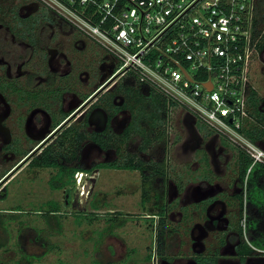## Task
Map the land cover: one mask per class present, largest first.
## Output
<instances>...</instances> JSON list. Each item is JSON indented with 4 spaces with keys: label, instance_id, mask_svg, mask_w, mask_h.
<instances>
[{
    "label": "flooded vegetation",
    "instance_id": "1",
    "mask_svg": "<svg viewBox=\"0 0 264 264\" xmlns=\"http://www.w3.org/2000/svg\"><path fill=\"white\" fill-rule=\"evenodd\" d=\"M18 1L23 3L17 11L0 2V157L7 162L21 159L10 170L3 172L0 185L5 187L7 179L21 166H26L33 171L50 170L47 180L50 189L49 181L56 176L57 167H34L32 164L49 146L58 151L57 140L62 132L71 129L80 140L75 147L63 148L69 158L75 154L74 160L83 169L74 176L75 181L80 174L100 170L94 168L97 164L113 163L126 149V145L122 146L121 139H118L114 148L102 150L90 141L91 135L101 134L104 138L109 133L117 136L128 127L131 119L124 125L116 126L119 116L129 112L121 108L123 100L119 96L112 101L115 106L107 107L104 95L115 89L119 77L110 79L109 75L105 79L106 72L112 74L114 66L102 49L37 3ZM256 4L263 29L248 95L250 119L244 123L243 134L259 152L258 159L252 152L243 151L230 143L236 161L232 168L228 164L223 170H228L229 176L232 174L226 177L229 178V186L224 188L215 180L219 177L213 174L203 156L206 175L201 182L204 185L197 186L193 191V198L198 201L192 204L194 210L203 213V218L191 226L188 247H178L186 253L180 255L165 254L166 241L175 234L166 223L169 215L167 185L161 201H155L151 196L150 202L142 205L140 195L142 213L145 214L144 208L152 203L147 217H142L152 222L154 230L152 256H148V264H264V250L252 244L255 237L264 234V176L256 178L254 174L257 165L264 166V136L261 140H251L256 133L264 131V99L254 87L257 69L261 71L264 67V0H256ZM111 82L116 83L107 89ZM92 84L95 88L90 92ZM252 92L256 97L254 106L250 103ZM96 117L104 119L101 126H94ZM211 134L210 131L206 133L207 136ZM32 143V148L25 151L24 147ZM87 146L96 148L105 157L112 152L115 158L93 162L87 169L83 164ZM239 151L251 160L243 180ZM4 195H0L1 200H5Z\"/></svg>",
    "mask_w": 264,
    "mask_h": 264
},
{
    "label": "rangeland",
    "instance_id": "2",
    "mask_svg": "<svg viewBox=\"0 0 264 264\" xmlns=\"http://www.w3.org/2000/svg\"><path fill=\"white\" fill-rule=\"evenodd\" d=\"M0 2L9 4L16 11L23 3L18 0ZM110 73L106 72L105 79ZM115 83L111 82L107 89ZM254 87L264 99V67L261 71L257 69ZM94 88L95 84H92L90 92ZM101 118H95L94 126H101ZM128 119H131L129 112L123 113L116 120V126L124 125ZM208 132L183 108L169 111L166 144L169 215L166 223L175 234L166 241L167 256L186 253L181 248L183 245L188 247L189 230L203 218V213L192 207L198 201L194 200L193 191L204 185L201 182L206 175L203 156L213 174L219 177L215 180L224 188L229 186L226 177L232 174L229 176L228 170H223L228 164L233 167L236 154L228 141L224 140L226 144L213 134L207 136ZM33 145L27 144L25 151ZM140 145V137L135 136L126 148L130 154L137 153L141 158L157 160L161 157L159 147L143 156L138 152ZM114 158L112 152L105 157L96 148L87 146L83 164L88 169L93 162ZM20 159L7 162L0 157V178ZM50 173V170L33 171L21 166L7 179L5 187L0 185V195L5 193V200L0 199V264H148L154 230L152 222L143 218L151 211L152 203L147 204L145 214L142 213L141 180L137 172L94 170L78 175L72 184L59 191L48 188ZM49 201L56 202L59 211L46 217L43 214L50 208L46 205Z\"/></svg>",
    "mask_w": 264,
    "mask_h": 264
},
{
    "label": "built area",
    "instance_id": "3",
    "mask_svg": "<svg viewBox=\"0 0 264 264\" xmlns=\"http://www.w3.org/2000/svg\"><path fill=\"white\" fill-rule=\"evenodd\" d=\"M97 44L111 78L133 76L218 138L246 141L262 23L256 0H31Z\"/></svg>",
    "mask_w": 264,
    "mask_h": 264
},
{
    "label": "trees",
    "instance_id": "4",
    "mask_svg": "<svg viewBox=\"0 0 264 264\" xmlns=\"http://www.w3.org/2000/svg\"><path fill=\"white\" fill-rule=\"evenodd\" d=\"M116 84L117 86L113 91L107 92L104 95L107 107L112 108L114 105H112L113 99L119 96L123 100L121 108L131 113V121L128 127L117 136L108 133L103 138L101 134H92L90 141L102 150H107L114 148L118 139H121L122 146L126 145L128 147L134 137L139 136L141 137L142 144L138 147L140 154L144 156L154 147H159L161 148L162 155L157 160L145 159L141 158L137 153L130 154L126 148L121 155L119 154L120 158L116 159L113 163H100L95 165L94 168L138 171L141 180V204L144 205L150 202L152 198L155 201H161L163 200L168 182L166 144L168 138L169 107L161 95L147 85L137 81L133 76L119 79ZM255 100V93L252 92L250 103L253 106L255 105ZM71 131V129H67L60 134L57 140L58 151L49 146L42 151L41 156L36 158L32 164L34 167H57L56 176L49 181V187L52 190H61L69 186L74 182V176L77 173L83 172L82 167L74 160L75 154L69 158V155L63 152V148L75 147L77 146V142L80 141L79 137L75 134L76 132ZM70 132L73 137H71V134L68 135ZM263 136L264 131H261L256 133L255 137L252 136L251 140H261ZM239 153L241 179L243 180L246 170L251 164V160L243 152L239 151ZM254 174L256 178H259L262 174L264 176V166L257 165ZM151 196L153 197L151 198ZM48 204L50 208H48L46 214H43L46 217L50 216L51 212L59 211V205L56 202L50 201L46 205ZM258 236L252 240V244L258 249L264 250V234H259ZM157 242L160 244L159 238ZM249 251H251L250 248Z\"/></svg>",
    "mask_w": 264,
    "mask_h": 264
},
{
    "label": "water",
    "instance_id": "5",
    "mask_svg": "<svg viewBox=\"0 0 264 264\" xmlns=\"http://www.w3.org/2000/svg\"><path fill=\"white\" fill-rule=\"evenodd\" d=\"M111 74V73H110ZM103 122H104V119H103Z\"/></svg>",
    "mask_w": 264,
    "mask_h": 264
}]
</instances>
